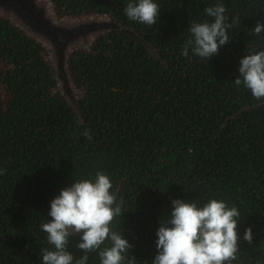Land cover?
Segmentation results:
<instances>
[{"label":"trees","instance_id":"1","mask_svg":"<svg viewBox=\"0 0 264 264\" xmlns=\"http://www.w3.org/2000/svg\"><path fill=\"white\" fill-rule=\"evenodd\" d=\"M128 2L50 0L58 20L109 18L137 36L114 29L70 49L74 104L46 46L0 15V264H42L50 202L97 171L124 200L117 230L136 264L158 254L172 200L212 198L240 212L232 264H264V98L234 84L239 61L264 50V33L253 31L264 24V0H154L153 26L130 20ZM217 3L229 23L239 20L230 41L206 61L182 56L189 26L209 20L204 10ZM79 242L71 236L66 249L75 258ZM87 264H100L98 251Z\"/></svg>","mask_w":264,"mask_h":264},{"label":"clouds","instance_id":"2","mask_svg":"<svg viewBox=\"0 0 264 264\" xmlns=\"http://www.w3.org/2000/svg\"><path fill=\"white\" fill-rule=\"evenodd\" d=\"M160 10L154 0H129L124 12L132 21L153 26ZM204 11L210 19L191 23L182 56L187 57L190 50L203 61L210 59L230 41L229 29L239 24L236 17L228 22L227 9L220 3ZM253 31L255 35L264 33V24L257 22ZM239 64L234 84H243L256 99L264 98V50L245 55ZM83 135L92 139L88 131ZM112 188L109 176L97 171L94 180L82 179L60 191L50 202L51 221L40 225L51 246V250L41 249L42 264H87L89 254L97 251L100 264H136L135 257L129 256L132 245L117 230L124 200L118 201ZM171 206L169 218L160 222L156 232L158 254L152 264H232L237 259L241 220L237 207L215 198L203 205L175 199ZM77 234V248L83 253L80 258L66 250L69 238ZM243 240L252 244L251 228L244 231Z\"/></svg>","mask_w":264,"mask_h":264},{"label":"water","instance_id":"3","mask_svg":"<svg viewBox=\"0 0 264 264\" xmlns=\"http://www.w3.org/2000/svg\"><path fill=\"white\" fill-rule=\"evenodd\" d=\"M0 15L46 46L61 91L71 104H74L78 94L72 90L66 73L68 53L78 39L86 37V30L96 32L100 28L103 29L104 24L89 23L85 30L82 25L59 21L50 0H0ZM113 29H119L137 38L131 29L119 24L115 23Z\"/></svg>","mask_w":264,"mask_h":264},{"label":"rangeland","instance_id":"4","mask_svg":"<svg viewBox=\"0 0 264 264\" xmlns=\"http://www.w3.org/2000/svg\"><path fill=\"white\" fill-rule=\"evenodd\" d=\"M59 21H63V22H68V23H72L73 25L76 26H80V23H84V28L86 30V28L88 27L87 25H89V23H96V24H104L103 29L100 28L99 30H97L96 32H88L87 30L85 31L86 33V37H84L83 39H78L76 44L73 46V48L75 46H87L95 37H97L98 35H100L101 33H104L106 31H110V30H114L113 26L115 25V21L109 18L106 19H101V18H92V17H88V18H82V19H62ZM117 24V23H116ZM60 85V84H59ZM71 86V84H70ZM72 88V86H71ZM61 89V87H60ZM73 90V88H72ZM74 91V90H73ZM75 92V91H74Z\"/></svg>","mask_w":264,"mask_h":264},{"label":"flooded vegetation","instance_id":"5","mask_svg":"<svg viewBox=\"0 0 264 264\" xmlns=\"http://www.w3.org/2000/svg\"><path fill=\"white\" fill-rule=\"evenodd\" d=\"M82 26H84L85 24L84 23H80ZM107 32V31H106Z\"/></svg>","mask_w":264,"mask_h":264}]
</instances>
